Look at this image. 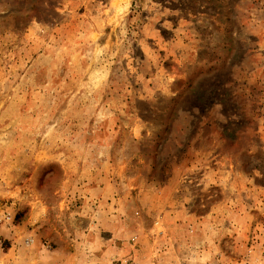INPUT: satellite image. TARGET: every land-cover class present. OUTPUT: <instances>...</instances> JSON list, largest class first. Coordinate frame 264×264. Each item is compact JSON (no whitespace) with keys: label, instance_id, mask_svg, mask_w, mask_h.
Masks as SVG:
<instances>
[{"label":"rangeland","instance_id":"374dc122","mask_svg":"<svg viewBox=\"0 0 264 264\" xmlns=\"http://www.w3.org/2000/svg\"><path fill=\"white\" fill-rule=\"evenodd\" d=\"M264 264V0H0V264Z\"/></svg>","mask_w":264,"mask_h":264},{"label":"built area","instance_id":"2783aa9c","mask_svg":"<svg viewBox=\"0 0 264 264\" xmlns=\"http://www.w3.org/2000/svg\"><path fill=\"white\" fill-rule=\"evenodd\" d=\"M119 264H135L134 262H131L129 259L123 261L122 263Z\"/></svg>","mask_w":264,"mask_h":264}]
</instances>
